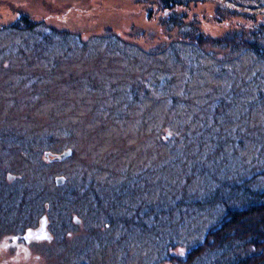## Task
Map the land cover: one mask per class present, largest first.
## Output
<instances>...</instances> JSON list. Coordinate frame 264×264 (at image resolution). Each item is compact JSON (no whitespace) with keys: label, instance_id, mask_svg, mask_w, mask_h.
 Masks as SVG:
<instances>
[{"label":"rangeland","instance_id":"obj_1","mask_svg":"<svg viewBox=\"0 0 264 264\" xmlns=\"http://www.w3.org/2000/svg\"><path fill=\"white\" fill-rule=\"evenodd\" d=\"M171 11L184 23L166 29ZM20 13L83 37L117 32L146 50L175 42L159 56L120 43L112 62L77 60L76 49L50 70L43 52L9 63L0 36V264H181L216 217L192 207L168 214V205L182 191L187 200L206 193L213 175L264 167V59L228 50L259 25L264 0L169 11L160 0H0V25ZM58 50L51 43L46 54ZM129 80L152 88L132 95ZM200 161L207 174L193 170Z\"/></svg>","mask_w":264,"mask_h":264},{"label":"trees","instance_id":"obj_2","mask_svg":"<svg viewBox=\"0 0 264 264\" xmlns=\"http://www.w3.org/2000/svg\"><path fill=\"white\" fill-rule=\"evenodd\" d=\"M190 1L193 0H160V3L162 8L169 11L176 5H184ZM238 13L242 16L247 15L241 10H238ZM182 17L183 15L177 14L176 11H171L164 16L162 24L164 28L172 29V27L184 23ZM253 25L242 34L243 43L238 46L235 42L228 47V50L234 53L245 49L259 59H264V18L260 20L259 25ZM191 34H194V31H187L183 33L181 38L187 39V37L192 36ZM0 36L7 37L8 59L10 57L17 58V56L21 60L24 57L35 59L43 52V56L47 58L46 61L48 62V66H45L47 69L65 60L72 63L70 55H73L76 49L79 50L77 55L74 54L77 56V60L82 59L91 63L92 60H101L102 55H105V58L109 57L108 61L112 62L120 55L112 53L113 46L120 43H132L136 47L140 46L124 39L117 32L105 31V33H94L88 37H83L75 30H59L44 20H32L28 14H21L15 21L0 25ZM174 42L173 40L169 42L162 40L157 41L147 50L141 46L140 48L149 53L148 56L151 54L159 56L161 51L170 48ZM51 43L58 44L59 50L52 54L48 52L46 54ZM101 43L105 44L104 48L100 52H94L92 50L94 44L99 46ZM124 54L127 56L126 52L123 51L121 57H124ZM1 58L0 64L3 62ZM10 62L12 61L9 59ZM41 69L45 70L44 68ZM91 73L92 70L86 71L87 76L85 78L88 83L89 78L92 77ZM170 80L167 76H163V78L154 76L151 83L168 86ZM129 81L130 87H133V89L130 88L132 95L135 94L134 89L146 94L149 93V88H152L144 80ZM90 84H93L92 78ZM71 85L73 86V83ZM154 88L156 89V87ZM165 96L173 103L177 97L173 93ZM224 102L223 97L219 98L216 105L220 108ZM193 170L198 174H207L206 167L201 161L193 166ZM195 173L191 172L186 180L189 181ZM213 177H215L214 184L207 189L206 193L187 200L188 196L182 191V195L174 199L168 205V210L165 211L169 214L174 210L180 211L182 208L192 207L199 211L212 210L216 217L206 227L203 236L187 247L186 252L188 254L180 263L199 264L198 261L210 256L204 264H264V167L251 172L244 171L234 176L219 178L213 175ZM123 185L121 184L120 187L123 188ZM111 220V218L108 219V221Z\"/></svg>","mask_w":264,"mask_h":264},{"label":"water","instance_id":"obj_3","mask_svg":"<svg viewBox=\"0 0 264 264\" xmlns=\"http://www.w3.org/2000/svg\"><path fill=\"white\" fill-rule=\"evenodd\" d=\"M49 151H46L45 152V154L46 155H49ZM70 153V150H66V152H64V153H60V154H52L53 155V157H51V159H62V158H65L66 157V155H68ZM63 179V177H61V176H56V178H55V181L58 183V184H60V183H62V180Z\"/></svg>","mask_w":264,"mask_h":264}]
</instances>
